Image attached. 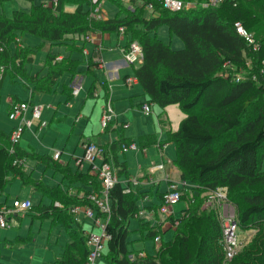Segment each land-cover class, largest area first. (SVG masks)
<instances>
[{
	"label": "trees",
	"instance_id": "trees-1",
	"mask_svg": "<svg viewBox=\"0 0 264 264\" xmlns=\"http://www.w3.org/2000/svg\"><path fill=\"white\" fill-rule=\"evenodd\" d=\"M100 1L56 0V4L51 6L47 3L32 5L29 12L15 10L11 18H6L0 11V68L4 70L0 73V86L9 75L11 79H23L24 85L32 91L31 95L34 92L50 93L62 74L77 73V60H57V55L48 53L40 71L28 74L24 66L33 62L38 49L22 45L19 37L24 34L50 45H66L72 40L75 46L77 41L84 45L86 35L117 32L122 27L128 41L126 50L133 41L141 48L143 60L135 69L134 77L147 95L148 102L160 108L178 105L185 114L177 131H166V143L174 146V163L180 180L194 187L190 194L193 204L188 203L189 194H185L187 199L183 195L187 205L180 216L168 217L169 227L173 230L171 239L166 242L160 239L153 255L130 260L128 256L137 252L128 250V225L130 219L137 216L140 198L133 191L124 193V187L117 184L109 194L111 213L106 226L109 240L103 256L105 264H175L173 256L169 255L178 250L181 258L177 263L186 264L192 258L189 239L193 236L199 238V247L198 257H194L195 263L191 264H223L222 223L213 210L207 212L208 206H203L205 194L220 188L226 190L228 200L238 212V226L256 230L258 239H263L255 250L260 252L259 255L251 262L264 264V230L261 233L259 230L264 222V171L261 170L264 106L256 103L257 95L246 96L254 87L252 80L239 78L244 70L254 69L259 80H264V36L258 26L252 28V22L264 21V0H224L217 7L183 9L179 12L164 10L156 0H128L133 11L126 8L124 17L120 18L117 14L113 18L96 20L90 16V10ZM111 1L123 6L120 0ZM67 4H74L75 8L66 10ZM149 4L153 8L151 12L146 10ZM145 12L150 13L148 19ZM236 21L248 33L251 28L256 31L260 39L249 33L255 39L256 50L236 33L233 27ZM161 26H166L172 35L181 40V49L173 50L157 38L156 30ZM249 56L251 66H247ZM43 70L45 75L41 77ZM258 88L257 94L264 95V88ZM63 93L69 95V89L64 88ZM12 102L21 101L13 98ZM148 139L147 136L141 138L143 143L140 147H144ZM128 143L120 140L101 145L105 159L112 161L117 173L124 168L118 164L121 166L118 169L114 153ZM27 157L18 142H10V133L0 129V193L8 183L9 174L20 178L23 184H29L22 167ZM36 160L62 174L66 173L47 155ZM80 178L89 179L87 181L94 186L93 192L99 191L97 177L78 173L76 179ZM31 186L52 199L51 205L38 209L37 217L57 219L71 239L64 246L62 255L52 264H83L88 253L86 236L69 210L72 206L86 204L84 198L90 192L86 191L82 199H76L64 195L58 187L49 188L39 181ZM253 187L260 188L250 190ZM56 201L59 203L55 204ZM242 204L245 207L241 208ZM140 231L146 230L140 228ZM146 232L147 238L157 237L153 230ZM243 257H246L244 253L235 260L242 263L240 260Z\"/></svg>",
	"mask_w": 264,
	"mask_h": 264
},
{
	"label": "crops",
	"instance_id": "crops-1",
	"mask_svg": "<svg viewBox=\"0 0 264 264\" xmlns=\"http://www.w3.org/2000/svg\"><path fill=\"white\" fill-rule=\"evenodd\" d=\"M112 33H116L117 36L121 39L117 38L115 41H112L110 38V33L91 34L92 40L85 41V43L91 44V50H86L84 48V45L83 52L82 50H77L79 52H82V54L85 56L82 61L76 58H72L71 55L62 57L59 54H53L57 55V60H60L61 58H71L79 62L76 74L73 75L70 73H65L68 75L67 82L61 85V90L59 91L60 94L56 99L57 101L55 105L52 104L54 108L51 109L52 115L50 117V123L47 126H49V130L52 132L51 135L54 137L56 136L55 142L58 144L56 148L57 151L54 150V152L50 153L48 152V148L45 149V147L41 148L40 145L27 143L21 138V140H18L19 148L25 151L29 156L24 159V164L27 160L34 162V167L37 166L35 164H41L45 167V170H49L51 172V175L47 173L49 180H46V182H44L42 179L34 180L30 177V175L26 174V168L28 167L23 164L24 176L26 177L29 184L25 185L23 184L20 178L13 177L11 174H9L7 184H10L12 180L15 179L19 180L20 184L16 186L15 184H13L12 187H10V190L4 187V189L0 193V204H10L13 199L19 198L23 200L28 199L33 206V199L31 198V196L35 195L39 203L36 207L33 206L35 215L32 216L38 218V209H40V207L42 206L51 205L52 199L45 193L33 189L31 184L35 183V181H39L44 186H48L49 188L58 187L64 193V195H67L69 198L76 197V199H82L86 191L92 192L94 190V186L87 181L89 179H86V181L82 180V178L76 179V175L78 173L82 175H91L89 172V165L87 163L82 162L80 166L76 164V160L80 159L83 154L82 144L86 141H92L97 144L104 145L123 140L125 142H134L138 146V150H129L124 153L121 151V149L115 151V164L118 166L119 170L121 166H119L118 164L123 165L122 167L124 168L122 172L117 173L118 184L123 187L125 184V186L128 187L130 191L134 192L135 196L141 198L140 201L137 203L138 208L142 210L139 211L138 216H140L141 214V218H144L147 222L151 223L152 227L157 225V221L154 218L158 212H161V210L159 209V207L161 208L160 194L166 190L167 184L169 182H176L180 180L179 171L174 163L176 157L175 149L172 143H166V131H177L180 122L185 118V114L179 109L178 105H168L164 108H160L158 105L155 106V104H150L148 102L147 95L144 93L137 81L131 84L125 83V79L127 77H134V71L139 64H129L124 60V53L127 51L126 46L128 45L127 37L124 35V33L121 34L118 31ZM168 33L170 36L172 35L169 30ZM122 39L125 40L122 41ZM77 42L75 44H77ZM113 43L115 44L114 47H112ZM71 45L72 43L70 42H68L66 45L64 44V46H66L69 50L70 48H73L72 50L77 49L76 46ZM39 71L34 70V72H30V74L33 75ZM43 72L44 76L45 71L43 70ZM75 80L80 82V89L76 95H72V93L70 94L71 84ZM57 85L58 82L52 89L54 93L56 92ZM92 87H94L93 91H91ZM64 88L69 89V95L63 93ZM13 98H16L17 101H21V99L17 97H10V95H8L5 103V111H2L4 114H8V110ZM76 98H78L77 101ZM107 103L111 105L113 116L108 126V129L103 130L100 125V118L102 115L103 108H105ZM88 104L91 105L89 116L90 118H92V120H96L98 118L102 132H100V130H97V132L91 133V135H89L88 137H84V131L80 130V128L75 129L74 124L78 121L85 120V117L82 116L80 112L81 108H85ZM144 104H149L150 114L148 115H146L142 110V106ZM157 106L158 108H156ZM40 107L42 112L44 107ZM154 112L158 113V115H156ZM140 115L147 119L152 118L153 120H148L147 125L143 123L139 124L133 129H130L133 122H137L140 119L138 117ZM49 116L50 112H48L45 117H48L49 119ZM171 120H174L173 127L170 124ZM3 126L5 125L0 122V127H2V130L5 131L6 129H4ZM38 126L39 125H37V129ZM14 128L15 126L10 125L8 127V131L5 132L11 133ZM36 132L37 130H34V135L36 134ZM146 136L149 138L148 141L145 142L144 147H140V143H143V141L141 142V138H144ZM164 137L165 140H162V138ZM72 138H74L73 145L69 144V141ZM150 141L151 143L148 144V142ZM161 145L164 146L161 147ZM153 146H155V150L153 151L155 156L153 158L157 163L152 164L148 168L145 166H138L137 168H135L136 173L134 175H130L129 168L125 160L126 154L133 153L132 155L138 156L139 150H141V154L144 155L147 152V149ZM77 150L78 153L76 154ZM55 152H60V157L58 158V160H53L52 158ZM44 155L49 156L53 161L52 163L64 168L66 170V173L62 174L60 171L54 170L52 167H50V165L46 166L36 160L37 157H41ZM167 159H170V164L166 169H164V160ZM159 164H162V169H156V166ZM9 177L11 178L9 179ZM161 186L163 187V189H161L160 191ZM19 195H22L21 198L18 197ZM153 196H155L158 200L156 204L151 203ZM46 197L51 200V203L49 205H42L41 202ZM56 203L58 204L59 202L56 201L55 204ZM33 210H27L24 213L15 215L11 218L9 227L4 228L5 230L7 229L6 232H10V240L6 237H3L2 239H0V245L2 243H8L10 245H13L14 242L19 239L25 241L22 237L18 236L19 234H21L19 230L17 231V229L19 228L18 225H20L22 217L26 216L28 213H33ZM79 214H81L82 217L85 218L82 213ZM45 220H50V223L58 222L55 218H46ZM131 220L132 219H130V221ZM133 220L135 222V227L138 228V230L140 231V228L137 224V220ZM89 221L91 222L89 232H95L96 229L98 230V228L94 226L93 222L91 220ZM78 224L80 223L78 222ZM79 226L82 228L84 234L86 235V233L88 232L83 229L81 224ZM15 227L18 228L14 229ZM4 229L0 228V230ZM169 230H171L173 234V230L170 229L169 226L163 230L162 234ZM142 233L147 232L143 231ZM67 238V243H69L71 241L70 236L68 235ZM160 239L162 241L161 236ZM6 245L4 244V249L6 248ZM154 248L155 246L153 247V254ZM128 250L130 252H134L132 249L129 248V246ZM62 253L57 257H53L55 259L59 258ZM139 253H143L144 256L148 255L145 251H138L135 254ZM55 259L51 262V264L55 261ZM104 261L105 259L100 261V263L98 264H105Z\"/></svg>",
	"mask_w": 264,
	"mask_h": 264
},
{
	"label": "rangeland",
	"instance_id": "rangeland-1",
	"mask_svg": "<svg viewBox=\"0 0 264 264\" xmlns=\"http://www.w3.org/2000/svg\"><path fill=\"white\" fill-rule=\"evenodd\" d=\"M100 1V0H99ZM48 0H0V11L4 14L6 18H11L13 11L18 10V11H23V12H29L30 8L32 5L37 6L40 5L41 3H47ZM120 3L123 4L122 7L117 5L111 0H102L100 1L101 5V14L105 18H113L115 15L118 14V17L122 18L125 16V11L130 10L131 8L126 7H132L130 5V2L128 0H120ZM75 8L74 4H67L65 9L73 10ZM133 8V7H132ZM145 18L148 19L150 17L149 12H145ZM252 22V21H251ZM250 22V23H251ZM248 23L247 25H249ZM253 27L256 28L258 26V29L261 30L262 36H264V21H254L252 22ZM248 30L250 34H253L254 38L258 37L256 34V31L254 29ZM156 36L158 39L162 40L164 43H167L170 45L171 49H181L183 47V43L179 38H177L174 35H169L168 29L166 26H161L158 28L156 31ZM21 40V43L23 46H27L28 48L31 49H38L36 54L33 56V62L26 64L24 66L25 70L27 71L28 74L30 72H34V70L39 71L42 66V62L45 60V56L47 53L50 54H59L62 57H66L71 55L72 58L79 59L82 61L85 56L82 54L84 51V48L86 50H91V44L90 43H85L84 48L81 42H77L75 46H77L79 49H82V52L77 51L78 49L72 50L73 48H70V50L64 46V45H50V43L45 42L40 40L39 38L24 34L19 37ZM110 38L112 41H115L117 38L116 33H110ZM259 38V37H258ZM121 39V38H119ZM118 39V40H119ZM260 39V38H259ZM125 39H122L124 41ZM72 44H74V41L70 40L68 41ZM73 46V45H71ZM115 44L113 43L112 47H114ZM255 46L257 44L255 43ZM108 47V46H106ZM247 66H251L252 61H251V56L247 58ZM3 68H0V73L3 72ZM263 72V71H261ZM258 72L252 69L251 71L249 69L244 70L243 72L240 73L239 78H244V79H250L253 82V89L249 90L246 93L247 95L250 94H255L256 96V103L263 105L264 106V95L257 94L258 93V87H263L264 88V80H259L258 78ZM44 72H41V76H43ZM263 78H264V72L262 73ZM131 77V76H130ZM68 75L63 74L60 79L58 80V85L56 86V92L54 93L53 91L51 93H38L34 92L33 95H31V90L24 85L25 81L19 77H16L15 79H11L9 75H6V77L3 79L2 84L0 86V122L3 123L5 126H3L5 131H8V127L10 125L15 126V128L19 125V121L17 120H10L8 117V114H4L2 111H5V103H6V98L8 95L10 97H17L21 99V101L26 102L29 104L28 109L26 113L24 114V121L25 122H30L29 125H26L23 127L22 132L20 134V137L18 140H24L27 143L34 144V145H40L41 148H48V152L52 153L56 150L58 144L55 142V137L52 136V132L49 130V126H47L50 123V117L52 115L51 109L54 108L53 105L56 103V99L58 98V95L60 94L61 90V85L65 82H67ZM238 78V79H239ZM236 80V79H235ZM237 81V80H236ZM78 98H76L77 101ZM53 104V105H52ZM31 106H43L44 109L40 113L38 118H32L30 114V108ZM156 106V105H155ZM262 106V107H263ZM90 107L91 105L88 104L85 108H81L80 114L85 117L84 121H78L76 122L75 129L80 128V130L84 131V137H88L91 135V133L97 132V130L101 131L100 125H99V120L98 118L96 120H92L90 118ZM158 108V106L156 107ZM50 112L49 119L48 117H45L46 114ZM155 113V112H154ZM203 113H207L204 111ZM158 115V113H155ZM5 115V116H4ZM58 115V114H57ZM5 117V118H4ZM140 119L137 122H133L131 125L130 129L135 128L139 124H145L147 125L148 120H153L147 119L143 117L142 115L138 116ZM86 122V123H85ZM40 123L44 124L42 127H39L37 129V125ZM174 120H171V126L173 127ZM2 129V127H0ZM159 128V127H158ZM34 130H37L36 134L34 135ZM21 138V139H20ZM162 140H165V137L162 138ZM74 138H72L69 141V144L73 145ZM60 147V146H59ZM217 147V146H216ZM155 150V146L150 147L147 149V152L142 155L141 150H139V155L134 156L132 155L133 153L126 154L125 160L127 162V166L129 168V173L130 175H134L136 173L135 168L138 166H145V167H150L152 164H156L157 162L154 160V153L153 151ZM78 153V150L76 154ZM165 166L164 169L168 167L170 164V159L164 160ZM31 164V166H30ZM28 168H26L27 175H30V177L34 180L42 179L44 182L46 180H49V177L47 176V173L51 175V172L49 170H45V167L41 164H35L37 166H33L34 162L27 160L25 161V164ZM58 166V165H57ZM23 167V166H22ZM261 170L264 171V157L262 160L261 164ZM43 177V178H42ZM11 177H9L10 179ZM11 182V181H10ZM15 184L19 185L20 181L19 180H12L10 184H7L5 187L6 189L10 190V187ZM260 187H253L251 189H256L259 190ZM163 189V187H160V191ZM226 198H225V203L226 206L224 208L220 209H214L212 206H209L204 203L203 206H208L207 212L209 210H213L215 214H217V218L223 222H227V220H232L236 222V248H235V253L234 256L231 259H225L223 260V264H252L251 260H253L256 256L259 255L260 252H256L255 250L257 249L258 245L261 243L260 241L263 240L262 238L259 240V236H257V231L254 229H249L248 227L246 228H240L238 226V212L235 209V207L230 203L228 200V193L226 192ZM15 196V195H14ZM22 195H19L18 197L21 198ZM230 196V195H229ZM31 198L33 199L32 203L33 206L36 207L37 204L39 203L37 197L35 195H32ZM141 199V198H140ZM151 203L156 204L157 199L155 196H153ZM42 205H49L51 203V200L46 197L42 200ZM149 203V202H148ZM187 203L186 200H180L177 204L173 205L170 209V212L167 215H164L162 212H158L157 215L153 216L154 219H156V224L154 227H152L151 223L147 222L146 219L141 218V214L139 215V211H142L138 208V211L136 212V215L133 219L137 220V224L139 228H143L146 231L147 230H153L155 233L154 235L161 236L162 241L166 242L171 239L172 237V231L169 230L162 234L163 230L166 229L169 226L168 222V217L171 215L172 217L176 218L179 217L180 211L186 207ZM240 207H245V204L240 205ZM161 210V208L159 207ZM148 210V208H147ZM156 211V210H155ZM32 215H35V211L33 210V213H28L26 216L22 217V220L20 221L19 228L15 227L14 229H17L21 232L19 234V237H22L25 241H22V239H19L14 242L13 245H10L8 243H2L0 245V261L3 263L7 264H51V262L55 259L53 256H59L62 251L63 247L68 241V234L64 230V226L61 222H54L50 223V220H45V219H38L33 217ZM21 217V216H20ZM75 219L77 222H79L83 229L87 232H89V228L91 225V222L87 218H83L81 214L75 216ZM130 221V225L128 227V246L130 249H132L134 252L138 251H145L148 255L153 254V247L158 246L160 243L155 244L152 237L147 238L146 233H142V231H139L138 228L135 227V222L134 220ZM162 219V220H161ZM83 222V224H82ZM136 228V229H135ZM7 230V229H6ZM6 230H0V239L3 237H6L7 239L10 240V232H6ZM260 233L264 230V222L261 223L260 225ZM96 233H98V230H95ZM259 233V235H260ZM223 234V231H222ZM225 239V236L223 235V241ZM257 239V240H256ZM199 238H195L194 236L189 239L190 243V248H191V253H192V258L191 260L186 263V264H191L192 262L195 263V260H193L194 257H198L197 250L199 247ZM4 244L6 245V248L4 249ZM220 244L222 242L220 241ZM106 253V251H105ZM104 253V254H105ZM179 250L178 252L170 254L169 256H173L174 261L173 262H178L180 261L179 259L181 258L179 256ZM244 253V256L240 261H243L242 263L239 261H236L235 258H239L241 254ZM102 261V260H101ZM100 263V261H98ZM175 263V264H176ZM179 264V263H177Z\"/></svg>",
	"mask_w": 264,
	"mask_h": 264
},
{
	"label": "built area",
	"instance_id": "built-area-1",
	"mask_svg": "<svg viewBox=\"0 0 264 264\" xmlns=\"http://www.w3.org/2000/svg\"><path fill=\"white\" fill-rule=\"evenodd\" d=\"M159 2L161 7L164 10L169 12H179L183 9H194V8H210L219 6L224 0H156ZM56 0L48 1L47 6L55 5ZM131 8L132 7H126ZM152 5L149 4L146 6V10L151 12ZM90 16L96 20H102L105 17L101 14V5L98 4L93 9L90 10ZM233 27L238 35L244 38L250 45H253V50L257 49L255 42L252 39L251 35L246 31L243 25L236 21L233 24ZM118 32L123 34L124 29L121 27L118 29ZM85 41H90L91 35H86L84 37ZM124 60L129 64H139L143 60V54L139 44L136 41H133L129 44L127 51L124 53ZM136 81L135 77L129 76L125 79L126 84H131ZM80 89V82L75 80L71 84V93L76 95ZM29 104L26 102H11V105L8 110V117L10 120L19 121V125L12 130L10 133V142L15 144L18 142L20 134L23 127L29 125L30 122L24 121V114L28 109ZM143 112L148 115L150 114L149 104H144L142 106ZM41 112L40 106H31L30 114L32 118H38ZM113 112L111 105L106 104L103 108L102 115L100 118V125L103 130H105L112 120ZM44 124L40 123L39 127H42ZM126 126V125H125ZM124 126V127H125ZM164 145H161L163 147ZM83 154L82 157L76 160L77 165H81L82 162H85L89 165V172L91 175L97 177V180L100 184V189L98 192H90L84 198L86 204L72 206L69 212L75 216L79 213H82L83 216L91 220L98 228V233L90 231L86 233V245L88 248V253L83 264H98V261L103 260L104 253L106 251V244L109 240V235L106 233V226L110 219L111 213V200L109 194L115 189L118 184L117 172L111 160L105 159V152L100 144H97L92 141H86L82 144ZM137 151L138 146L134 142L128 144H123L121 146V151ZM60 157V152H55L52 156L53 160H58ZM156 169H162V164L156 166ZM194 187L188 184L185 181H176L169 182L167 184L166 190L162 193L161 199V212L164 215H167L170 212V209L173 205L177 204L180 200H183V195L189 194L190 199L188 200L189 204H193L194 199L191 197V190ZM130 190L124 184V193H128ZM226 190L223 188L217 189L215 191H208L205 194L204 203L212 206L214 209L224 208L226 206ZM185 198L187 199L186 195ZM187 202V200H186ZM32 204L28 199H19L15 198L10 204H0V228H8L10 220L13 216L24 213L27 210H30ZM236 222L232 220H223L222 222V231L225 239L224 251L226 259H231L234 256L235 248L237 246L236 242ZM156 244L160 243V237L157 236L154 238ZM130 260L136 258L144 257L143 253L137 255L131 254L128 256Z\"/></svg>",
	"mask_w": 264,
	"mask_h": 264
},
{
	"label": "bare ground",
	"instance_id": "bare-ground-1",
	"mask_svg": "<svg viewBox=\"0 0 264 264\" xmlns=\"http://www.w3.org/2000/svg\"><path fill=\"white\" fill-rule=\"evenodd\" d=\"M253 35V34H252ZM255 40V39H254Z\"/></svg>",
	"mask_w": 264,
	"mask_h": 264
}]
</instances>
